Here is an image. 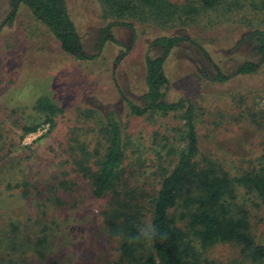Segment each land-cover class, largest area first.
Listing matches in <instances>:
<instances>
[{
  "label": "rangeland",
  "instance_id": "rangeland-1",
  "mask_svg": "<svg viewBox=\"0 0 264 264\" xmlns=\"http://www.w3.org/2000/svg\"><path fill=\"white\" fill-rule=\"evenodd\" d=\"M66 1L83 45L89 53L99 55L93 61H80L67 54L50 29L25 6H20L15 18L8 21L13 0H0V168L6 176L27 175L28 180L30 176L32 180L38 178L37 172L69 175L71 167L67 163L75 140L85 144L95 162L99 158L96 153L105 151V142L98 140L99 119L104 110H113L129 142L125 190L151 195L159 187L154 173L161 143L166 139L179 141L182 135L178 130L184 126L181 114L140 117L122 100L124 96L143 104L145 58L151 43L160 37L189 36L209 51L226 75H233L241 64L251 60L250 46L243 42L246 35L264 29V0H222L216 10L199 6V15L178 16L169 23L159 22L149 12L120 19L104 0ZM101 39L105 40L103 45ZM185 46L176 48L165 63L168 100L194 105L201 154L218 161L232 178L259 168L264 155V66L256 74L214 83L200 71L204 66L214 76L213 66ZM160 53L156 48L153 55ZM45 94L58 101L65 113L52 117L55 128L42 119L35 130L25 133L23 128L34 126L36 120L35 99L31 98ZM78 173L77 206L65 203L62 208L50 209L58 218L59 228L55 227L45 258L38 259L37 264L117 263L120 241L103 229V212L111 198H94L90 183ZM20 191L23 188L0 194V208L5 207L12 215L29 216V209L36 207L37 201L34 195L30 200L23 199ZM140 205L149 224L150 203L145 199ZM235 207L248 213L252 236L264 245L261 199L239 186ZM207 256L215 264H264L252 262L235 243L218 244L208 250ZM30 264L36 263L31 259Z\"/></svg>",
  "mask_w": 264,
  "mask_h": 264
},
{
  "label": "trees",
  "instance_id": "trees-1",
  "mask_svg": "<svg viewBox=\"0 0 264 264\" xmlns=\"http://www.w3.org/2000/svg\"><path fill=\"white\" fill-rule=\"evenodd\" d=\"M104 1L120 19L149 12L161 23L174 21L178 16H197L201 13L199 6L213 11L222 5V0ZM20 6L27 7L50 29L67 54L80 61H93L99 57L89 53L83 45L66 0H13V13L8 21L15 18ZM246 37L243 42L250 46L251 60L245 61L229 76L213 62L209 51L189 36L160 37L151 43L145 58L146 93L140 101L143 104L124 96L122 100L136 116L181 114L184 121L183 129L178 130L182 135L179 141L166 139L161 143L159 164L154 173L159 187L151 195L145 197L137 194L136 189L125 190L124 165L129 142L126 141L123 124L113 110H104L99 119L98 140L105 142V151L102 155L96 153L99 158L95 162L85 144L79 145L75 140L70 148L71 159L67 165L74 176L71 173L48 176L37 172L38 178L32 180L30 176L28 180L27 175L21 178L6 176L0 168V194L23 188L20 191L23 199L30 200L34 195V201H37L36 207H28L29 216L12 215L5 207L0 208V221L3 218L0 224V264H30L31 259L37 264L38 259L45 258L44 252L51 243L50 238L54 237L55 227L59 228L58 218L49 211L53 207L62 208L65 203L76 208L75 174L78 172L90 183L94 198H111L109 208L103 212V229L120 241L116 264H215L207 252L222 243H235L252 262H263L264 245L253 238L248 213L237 210L235 200L240 186L255 193L264 203V155L259 160V168H253L236 179L218 161L203 156L194 105L185 100H168L169 82L165 72L168 57L176 48L186 45L213 66L214 76H210L204 66L200 71L214 83L224 84L236 76L256 74L264 66V29H255ZM104 42L101 39V45ZM156 48L161 49L160 56L153 55ZM31 99H35L32 105L37 112L35 125L25 126L23 131L35 130L44 120L53 125L52 129L55 128L53 118L64 114L65 108L49 94ZM2 136L0 132V139ZM155 144L160 145L158 142ZM18 179L24 180L18 182ZM145 199L150 203L149 224L143 213L144 207L140 205ZM148 233L151 234L150 239L146 236Z\"/></svg>",
  "mask_w": 264,
  "mask_h": 264
},
{
  "label": "clouds",
  "instance_id": "clouds-1",
  "mask_svg": "<svg viewBox=\"0 0 264 264\" xmlns=\"http://www.w3.org/2000/svg\"><path fill=\"white\" fill-rule=\"evenodd\" d=\"M144 235H145V234H144ZM146 236H147V238H149V239L151 238V234H149V233L146 234Z\"/></svg>",
  "mask_w": 264,
  "mask_h": 264
}]
</instances>
